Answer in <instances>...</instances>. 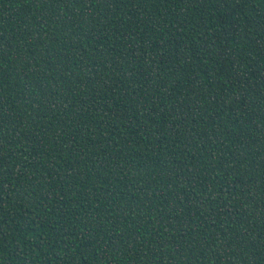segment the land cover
<instances>
[{
  "label": "trees",
  "instance_id": "obj_1",
  "mask_svg": "<svg viewBox=\"0 0 264 264\" xmlns=\"http://www.w3.org/2000/svg\"><path fill=\"white\" fill-rule=\"evenodd\" d=\"M0 264H264V0H0Z\"/></svg>",
  "mask_w": 264,
  "mask_h": 264
}]
</instances>
